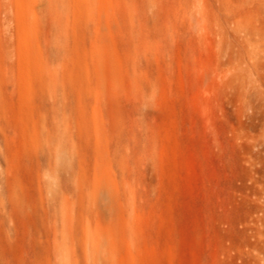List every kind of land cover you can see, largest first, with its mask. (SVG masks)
<instances>
[{
	"label": "rangeland",
	"instance_id": "obj_1",
	"mask_svg": "<svg viewBox=\"0 0 264 264\" xmlns=\"http://www.w3.org/2000/svg\"><path fill=\"white\" fill-rule=\"evenodd\" d=\"M0 264H264V0H0Z\"/></svg>",
	"mask_w": 264,
	"mask_h": 264
},
{
	"label": "bare ground",
	"instance_id": "obj_2",
	"mask_svg": "<svg viewBox=\"0 0 264 264\" xmlns=\"http://www.w3.org/2000/svg\"><path fill=\"white\" fill-rule=\"evenodd\" d=\"M56 157H57V160L59 161V162H61V161H64V153H63V151L62 150H59V151H57V154H56ZM104 173V172H103ZM54 174V173H53ZM108 174V173H107ZM55 176V174L53 175V177ZM52 177V178H53ZM108 179L109 178H107L105 175L103 176V179H102V185H104L106 188L107 187H109L110 188V182L108 181ZM100 183H101V181H100ZM108 188V189H109ZM107 189V190H108ZM98 190V189H97Z\"/></svg>",
	"mask_w": 264,
	"mask_h": 264
}]
</instances>
